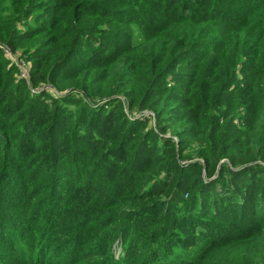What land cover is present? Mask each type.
Segmentation results:
<instances>
[{"label": "trees", "instance_id": "16d2710c", "mask_svg": "<svg viewBox=\"0 0 264 264\" xmlns=\"http://www.w3.org/2000/svg\"><path fill=\"white\" fill-rule=\"evenodd\" d=\"M0 43V264H264V0H0Z\"/></svg>", "mask_w": 264, "mask_h": 264}, {"label": "rangeland", "instance_id": "374dc122", "mask_svg": "<svg viewBox=\"0 0 264 264\" xmlns=\"http://www.w3.org/2000/svg\"><path fill=\"white\" fill-rule=\"evenodd\" d=\"M15 55V54H14ZM19 59H21L20 58V55H16ZM22 60V59H21ZM24 61V60H23ZM25 62V61H24ZM26 63V62H25ZM26 65H27V67H29L30 69H31V64H29V63H26ZM29 69V73H30V70ZM21 77V76H20ZM23 79V78H22ZM30 79H31V75H30ZM26 80V79H25ZM169 80H173V75H171L170 77H169ZM28 83L30 82V80H26ZM173 84V83H172ZM170 85V84H169ZM33 90V89H32ZM46 90L48 91V93L50 94V95H53V96H55V97H59V95H62V94H59V93H57L55 90H53L51 87H47L46 86ZM33 91H37V90H33ZM66 92H68V91H66ZM66 92H64V93H66ZM145 116V117H147V119L149 118V120L152 122V123H150L153 127H154V129L157 131V130H159V128H158V124H157V118H156V115L154 114V113H152V112H146L145 114H135V116H132L134 119H138V118H140L141 116ZM133 119V120H134ZM171 133V131H168V134H170ZM133 193H137L136 191H133ZM139 195V194H138ZM136 199H138L137 197H136ZM137 201V200H136ZM135 201V202H136ZM126 205H128V207L126 208V211H128L129 213H134V211H136L135 210V207H131L130 206V204H129V202L126 200ZM193 213L195 214L196 212L195 211H193ZM48 215V214H47ZM49 215H55L54 213H50ZM58 227H60V229H61V225L60 226H58ZM57 232H59V228L58 229H56V230H54L53 231V233H57ZM146 235V234H145ZM143 239V238H142ZM194 239H196V238H194ZM194 239H191V238H189V239H187V240H180V241H174V242H178L179 244H181V245H185V244H190V245H192V243H194ZM205 244V243H204ZM204 244L202 245V246H199V247H197V248H195V249H193V250H190V251H187V253H195V255L196 254H198V253H200L201 252V250H202V248H203V246H204ZM171 245H176V244H171ZM118 250V252L120 253V251H122V243L119 241V242H116V243H114V250ZM118 252H117V256H118ZM181 252V250H177L176 252H175V254H174V256H172V257H169V255H168V252H164V255L162 254L163 252H161V254L160 255H162L161 257H162V259H161V257H159V258H157V259H155L154 261H155V263L154 264H174V262H175V260L178 258V255H179V253ZM259 256H260V261H262V260H264V248L263 249H261V251L259 252Z\"/></svg>", "mask_w": 264, "mask_h": 264}, {"label": "built area", "instance_id": "2783aa9c", "mask_svg": "<svg viewBox=\"0 0 264 264\" xmlns=\"http://www.w3.org/2000/svg\"><path fill=\"white\" fill-rule=\"evenodd\" d=\"M0 50L3 52L6 58L11 60L12 63H15L18 66L21 71V78L30 80V68L27 67L26 63L23 60L19 59L16 55H14L7 45L0 43Z\"/></svg>", "mask_w": 264, "mask_h": 264}]
</instances>
